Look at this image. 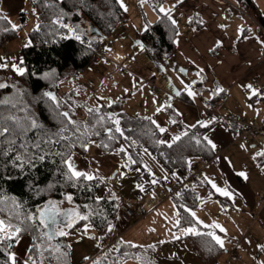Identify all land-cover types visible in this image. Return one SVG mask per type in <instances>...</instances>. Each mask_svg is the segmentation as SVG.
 <instances>
[{
    "label": "trees",
    "instance_id": "obj_1",
    "mask_svg": "<svg viewBox=\"0 0 264 264\" xmlns=\"http://www.w3.org/2000/svg\"><path fill=\"white\" fill-rule=\"evenodd\" d=\"M27 2L38 15V27L29 33V39L25 44L28 46L23 45L20 53H17L20 64L26 69L25 75H18L12 67L0 68V83L7 85L5 88H0V101H9L8 104H0V122L11 124V121L4 120L9 115L19 117L22 122H25V117L31 116L43 128L33 129L27 135L17 137L14 145H9L5 138L0 137V149L12 148L7 155L0 151V201H2L0 208L5 209L0 211V218L19 223L13 213L23 219L25 215L36 214L37 209L42 208L48 201H55L61 211L76 209L81 214L89 215L88 221L80 220L73 227L66 228V231L84 228L89 224L106 242L116 225L119 197L110 189L102 192L104 182L101 177L92 181L82 179L76 182L75 187L72 186L73 182L68 181L61 174L66 168L61 163V156L56 153L70 151L73 155L84 156L87 150L81 145L96 142L104 154L119 151L121 147L125 148L126 152H120L122 157L129 161L128 156H131L132 160L136 161L133 165L143 167L147 163L141 152L144 148H148L156 155L163 168L173 175L186 178L192 173L193 158L209 160L216 153V150L202 139L211 125L209 128L200 127L199 124H195V127H187L179 135L181 139L169 148L167 144L157 143L161 140L162 133L157 128V124L152 122L154 121L152 117L128 113L120 108L119 102L110 104L111 106L92 105L89 102L90 95L86 87L79 83L80 76L93 64L97 50L128 20L126 11L117 0H27ZM243 4L248 8L254 6L253 0H243ZM21 15L23 19L26 18V11H22ZM0 16L8 18L0 20L1 47L5 42L18 40L19 30L11 29L12 22L2 11V0H0ZM83 17L93 24V29L83 24ZM58 19L68 27L57 24ZM176 33L177 25H173L171 20L161 13L140 33V39L153 58L158 63H163L176 52L174 42ZM77 35L80 36L79 40L76 39ZM45 74H49L47 78ZM70 84L71 89L64 96L61 95L60 88ZM49 91L57 94L59 108L44 96V93ZM225 94V90L219 94L215 91L209 103L215 104L221 101ZM90 108H99V111L89 113ZM77 110L84 112L85 116L79 118ZM62 112H68L72 120L80 125L79 131L68 124L67 130L62 135L69 139L60 140L59 143L44 142L48 136L64 127L63 117L57 115ZM113 113L120 120L124 135L113 132L115 139L109 140L106 129H114L115 125L108 121L107 116ZM100 116H104L105 119L98 123ZM84 125H87V128ZM96 132L100 135H95ZM185 132L188 134L184 135ZM84 133L87 135H83ZM196 139H200L201 143L197 144ZM73 142L75 146L69 148L68 145ZM37 143L40 144L39 148L34 147ZM21 144L25 147L21 148ZM104 144L108 147L105 148ZM16 155L21 156L24 161L35 155H45L46 158L42 162L38 159H33L31 164L26 162L21 169L16 166L17 162H14ZM259 160L263 162L264 156H259ZM199 187L197 181H194L187 186L186 191L172 194L181 215V226H189L185 218L193 219L185 209H193L202 201ZM67 195H72L71 202L65 199ZM97 197L100 199L98 200ZM13 199L18 205L16 208H13ZM109 225L112 226L111 232L108 231ZM195 225L202 233L213 232L199 222ZM37 234L33 228L21 233L20 238L25 235L31 236L28 260L29 257L36 258L38 255V250L32 247L34 242L39 243L34 241ZM65 238L58 236L57 240H52L48 244L60 245L62 251L67 252V257L57 261L53 258L56 254L49 256L45 251L43 264H71V251L70 248L65 247L68 245ZM182 239L189 240L195 255L200 257L203 264L218 263L225 252L224 247L221 248L206 235H187ZM17 242L12 241L11 248L6 244L0 245V264H7L8 253L14 251ZM160 255L158 244L137 245L117 238L112 245L104 244L95 256L83 264H92L97 259L101 264H123L127 260H135L138 264H160Z\"/></svg>",
    "mask_w": 264,
    "mask_h": 264
},
{
    "label": "crops",
    "instance_id": "obj_2",
    "mask_svg": "<svg viewBox=\"0 0 264 264\" xmlns=\"http://www.w3.org/2000/svg\"><path fill=\"white\" fill-rule=\"evenodd\" d=\"M237 1L240 5L232 0H180L174 8L171 6V16L177 25L174 39L176 52L163 63H158L151 53L145 51L140 39V33L162 12L152 22L145 17L140 28L134 31L122 25L123 28L119 27L121 29L117 30L113 43L108 44L107 57L84 70L79 83L86 87L90 95L89 102L93 93H98L107 83L125 87L118 102H122L120 108L128 113L154 118L153 116L159 115L160 109L167 118L153 120L167 130L161 135V140L167 142L183 133L187 127L199 124V121H210L211 127L205 135L216 144V153L209 160L200 157L192 159V173L196 174L194 181L200 186L201 195H206L193 208L196 218L203 226L219 224L230 233L225 236V232L218 228L208 227L224 240L225 252L234 249L228 238L240 240L237 251L243 257L232 258L233 261L227 257L223 264L227 261V264H264V251L260 247L264 245V161L259 160L257 155L264 151V131L249 142L234 140L232 135L237 130L236 124L227 125L224 120L215 119L213 115L207 116L204 110L205 106H209L213 112H235L249 120L264 123V103L255 101L252 94V89L259 91L264 87V27L260 25L264 24V11L256 14L258 7L254 1L252 8L244 7L243 0ZM27 3V0H2V8L11 16L13 11H24ZM22 46L21 42L14 40L6 42L2 49L16 51ZM110 64L112 66L107 67ZM117 64H122L126 71L131 68L138 74L129 73L131 75L124 76V71L117 75ZM114 74L117 78H122L115 80L116 78H112ZM152 77L154 85L149 81ZM186 85L191 86V90L196 93L195 97L188 95ZM158 86L161 87V93H155ZM63 88L67 92L71 89V84L64 85ZM218 88L226 91L225 97L215 104L209 103ZM177 92L180 95H176ZM133 95L134 99L130 100ZM96 98L106 104L99 97ZM185 113L188 116L178 126V130L172 132V135L167 134L174 126L173 119L178 122ZM79 159L73 155L78 170L100 176V170L83 165ZM241 172L246 174L247 179L239 175ZM171 176L182 179L176 174ZM213 183L231 192L232 196L221 195L212 187ZM170 197L173 200L172 194ZM170 197L164 196L156 206L170 200ZM123 199L131 204L145 206L144 195L137 201ZM232 207L235 209L234 216L229 211ZM239 210L243 212L239 213ZM226 217H230L231 221L226 223ZM116 226L121 230L130 227ZM25 236L29 238V241H24L25 250L12 252L16 254L17 264H24L28 260L31 236ZM185 236L187 235L180 238L188 242L184 243L190 247L184 255L185 264H203L195 255L189 240L182 239ZM154 244L161 248L160 243ZM162 254L159 257L160 264H171L173 260L180 258L179 255Z\"/></svg>",
    "mask_w": 264,
    "mask_h": 264
},
{
    "label": "rangeland",
    "instance_id": "obj_3",
    "mask_svg": "<svg viewBox=\"0 0 264 264\" xmlns=\"http://www.w3.org/2000/svg\"><path fill=\"white\" fill-rule=\"evenodd\" d=\"M253 1L258 7V11L256 14L259 15L260 13H262V11H264V0ZM178 2H180V0H143V2L142 0H123V3L127 8L126 13L128 15V20L122 25L130 27L134 31L135 29L140 28L145 17L151 20V22L154 21L160 13L159 8L161 6L165 9H169L171 8V6L174 8ZM232 2L240 5V2H238L237 0H232ZM26 6L27 7L24 9V11H26V18L24 19L21 13H15L13 11L10 13L11 16H9L2 8V11L9 17L12 24L18 26V41L21 42L22 45L26 44L25 40L29 38V33L34 30L38 24V15L34 12L29 3H27ZM247 10L254 13L252 10L250 11V9ZM83 21V24L87 28H94L93 24L90 21H86L85 17H83ZM122 25L120 26L121 28H123ZM117 30L108 38L107 42L109 45L113 43ZM144 49L145 51H148L147 53H150L147 48ZM0 64H7L8 67H12L13 64L23 67L20 64V58L18 54H16V57L14 59H10L8 61L0 57ZM109 66L112 65L110 64L107 67ZM127 69L128 71L124 70L126 71L124 76H126L127 74L131 75L129 73L138 74L131 68ZM179 73L181 72L179 71ZM109 74H111V72H109ZM112 78H116L115 80H118L122 77L117 78V76L114 74ZM160 88L161 87H159L155 91V93H161ZM124 92V86L120 87L119 85H108L106 83L102 87V89L98 91V93H93L90 103L92 105H101L102 103L97 100V96L107 105H110L112 103L114 104L119 101V98L123 95ZM111 96L113 97L111 98ZM133 97L134 95L132 96V98H130V100L134 99ZM145 110L151 111L155 109ZM76 113L79 118L85 116L84 112L83 115H79V110H77ZM162 113L164 112L159 111V115L153 116V119L158 121L162 118L166 119V114L163 115ZM187 116L188 115H186L185 113L183 119L181 118V120L178 122L175 121L173 128L171 129V131H168L167 134L172 135V132L177 131L178 126L182 125V122L186 120ZM145 149H147V152H145ZM141 153L147 163V165L145 164L143 167L133 165L130 161L125 160L119 151H113L109 154H104L100 150L96 142H90L88 145L87 153L84 156H78L83 165H86L88 167L93 166L94 170H100V176L104 182L102 192L110 189L114 191L116 195L118 194L117 196L119 197V199L125 198L135 201H137L141 195H144L146 201H144L145 206H142L146 210V214L141 220L132 224L126 230H121L118 226L115 225L109 239L106 242L102 239L100 233L89 224H87L89 225V228L86 234H83L84 228H78L70 231L69 235L65 236V239L68 245H71V264H83L85 261L91 259L96 253H98L99 250L104 246V244H108L109 242H112L119 237L124 241H128L137 245L160 243V254L163 253L162 256H180V258L173 260V263L171 264H185L186 258H184V255L190 248L188 246L189 244H185L188 242L181 239H176L175 237L183 236L184 234L182 232V228L188 226H180V228L174 227L178 211L175 203L170 197L171 191L169 190L168 185L165 184V180L172 177L171 173L167 169L163 168L156 155L150 149L144 148ZM125 164H128L129 167H124ZM153 179H155L157 183H151ZM141 187L143 188V191H141ZM164 196H169L170 200L163 202L162 204H160V206L157 207L156 204H158L160 200L162 201ZM205 196V194L201 195V197ZM229 211L230 215L234 216L233 213L235 209L232 207L231 209L229 208ZM241 212H243V210H241ZM241 212L239 210V213ZM245 213H247V211ZM225 219L226 223H228V221H231L230 217H226ZM224 234L225 236H227L230 233L226 230ZM92 237H95V239H93ZM25 240L29 241V238L27 236L21 237L18 240L14 250L24 251L26 248L24 246ZM86 257L88 259H86ZM227 257H229V253L224 252L221 257V261L216 264H223L222 262L225 261ZM227 263L228 261L226 262V264ZM123 264L138 263L135 260H127Z\"/></svg>",
    "mask_w": 264,
    "mask_h": 264
},
{
    "label": "snow or ice",
    "instance_id": "obj_4",
    "mask_svg": "<svg viewBox=\"0 0 264 264\" xmlns=\"http://www.w3.org/2000/svg\"><path fill=\"white\" fill-rule=\"evenodd\" d=\"M118 3H120V6L123 7L125 9V11L127 10V8L125 7L123 0H117ZM143 2V0H142ZM159 11L164 13V16L167 17L169 20H171V23L173 25L176 24V21L174 19H172L171 16V9H165L164 7H160ZM8 18L6 16H0V20H7ZM57 24H60L61 27H68V25L62 24L61 21L58 19L56 21ZM38 27V26H37ZM18 28L17 25L12 24L11 25V29L12 30H16ZM7 30V29H5ZM71 30V29H70ZM241 31L243 32V29H241ZM76 39H80V36L77 35ZM264 43V42H262ZM26 47L28 45H25ZM4 67H8L7 64H0V68H4ZM12 68L14 69V71L20 75L23 76L25 75L26 69L23 67H20L18 65L13 64ZM183 71V70H181ZM202 71V70H201ZM49 74H45V77L47 78ZM7 87L6 84L0 83V88H5ZM186 90L188 92V95L190 97H195L196 93L193 92L191 90V86L186 85ZM248 87L250 89H252L251 85H248ZM224 89L222 88H218L216 89V94H219L220 92H223ZM252 94L253 95H260V93L256 90V89H252ZM176 95H180L179 92L176 93ZM44 96L47 97L50 101L54 102L56 104V108H59V102H57V98L56 96L51 93V92H45ZM9 101L8 100H3L0 101V104H8ZM111 106V105H109ZM13 107H15V105H13ZM168 107H171V105H168ZM89 113L92 112H98L99 108L96 109H88ZM158 111H160V109H158ZM57 115L63 117V121L62 123L64 124V127H62L59 132L54 133L51 136L47 137V140H45L44 142L46 143H59L60 140H65V139H69L68 137H65L62 135V133L64 131L67 130V125L71 124L75 127L76 131H79L80 129V125L77 124L76 121L72 120L70 114L68 112H62V113H57ZM105 119L104 116H100L99 120L97 121L98 123L103 121ZM108 121H110L111 123H113L115 125V128H107L106 131L108 133V139L109 140H113L115 139L114 135H112L113 132L119 133L121 136L124 135L123 130L120 127V120L118 118H116V114H109L107 116ZM150 119V118H148ZM4 120L6 121H11V124H7V123H3L0 122V137H3L7 140L9 145H14L15 144V139L17 137H23L25 135H27V133L33 129H42L43 126L40 125L36 119L34 117L31 116H27L24 118L25 122H22L21 119L15 115H9L7 117L4 118ZM153 123H156L155 121H152ZM173 123H175V121H172ZM200 127L203 128H209L210 125V121H199L198 122ZM85 128H87V125H84ZM191 127H195V125H192ZM157 128L159 129V131L161 133L167 131L165 128L160 127L157 124ZM45 134L46 130H45ZM188 133L185 132L184 135H187ZM83 135H87V133H84ZM95 135H100L99 132H96ZM53 136H55V139H53ZM43 139V137H42ZM80 137L77 138V140H79ZM181 139V136L177 135L172 137V142L169 143L165 140H159L157 141V143L159 144H167V146L170 148L172 147V145L174 143H176L177 141H179ZM202 139L204 141L207 142L208 145L211 146L212 149L216 148V144L207 136H203ZM135 143V141H133V144ZM196 143L200 144L201 140L200 139H196ZM75 146V142H73L72 144L68 145L69 148L74 147ZM82 147H84L85 150H87L88 145L82 144ZM105 148L108 147L107 144L103 145ZM21 148L25 147V145L21 144L20 145ZM34 147L39 148L40 144L37 143L34 145ZM0 151L3 152L4 155H7L8 152L12 151V148L9 147L7 150H3L0 149ZM119 152H126V149L121 147L119 149ZM145 152H147V149H145ZM57 155L61 156V163L65 166L66 171L62 172L61 174L68 180V181H72L73 185L72 186H76V182L83 180H87V181H92L94 179H96L97 177L94 174H91L89 172L86 171H81L78 170L75 162L73 160V153H71L70 151L68 153H56ZM257 155L259 156H264V152L258 153ZM46 158L45 155H35V156H30L28 158L27 161H24L21 156L16 155L14 157V162L16 163L17 167H20L21 169H23L25 163H32L33 159H38L39 161H44ZM128 160L134 164L136 163L135 160H132L131 156H128ZM190 163V162H189ZM34 166V165H33ZM124 167H129L128 164H125ZM150 171V170H149ZM240 176L244 177L245 179H247V176L244 172L239 173ZM102 179V178H101ZM151 183L155 184L157 183V181L155 179H153L151 181ZM51 187V185L49 186ZM139 187V186H138ZM212 187L216 189V191L220 192L221 195L224 196H232V193L224 190L222 188L217 187V185L215 183L212 184ZM141 191H143V188L141 187ZM65 199L68 202H71L73 197L72 195H67L65 197ZM97 199L99 200L100 197H97ZM0 203H2V201H0ZM62 203V202H61ZM12 204H13V208L18 207V205L16 204L15 200H12ZM4 208H0V211H4ZM189 215L193 218L192 220H187V218H185L187 224L189 225L188 227H184L182 228V232L184 235H193V236H201V235H206L211 237V239L213 241H215V243L217 245H219L221 248L224 247V240L219 236L216 235L215 232H207V233H202L201 231H199V229L195 226L196 222L198 221V218H196V214L194 211H192L191 209H185ZM13 215L15 216V219L17 221H19V223H13L12 220H8L6 221L5 219L0 218V245L6 244V246L8 248L12 247V241H18L20 239L21 233L24 231H27L29 228H33L37 231V236L34 238V241H39V243L34 242L33 243V248L38 250V255L36 256V258H32L29 257V260H26L24 262V264H43V259L44 257V252L47 251L49 253V256H53V254H56L53 258L56 259L57 261H60L62 258H66L67 257V252L62 251V247L60 245H55V246H51L48 244V242L52 241L56 236H67L69 235V232L66 231V228H71L74 226V224L80 220H84V221H88L89 220V215L88 214H81L78 210L76 209H71L68 211H61V209L58 206V203L55 201H48L42 208H38L36 211V214H28L25 215L23 217V219H21L19 217V215H16L15 213H13ZM202 223V222H199ZM63 225V226H62ZM181 226V215L180 212H177V219L175 221L174 227L180 228ZM206 227H212V228H218L221 232H225L226 230L220 226L219 224H213L211 226H206ZM89 225H85L84 226V233L86 234L88 231ZM47 230V231H44ZM108 231L111 232L112 231V226L109 225L108 227ZM93 239H95V237H92ZM176 239H180V236H176ZM133 247H135V245H132ZM65 247L70 248L71 245H67ZM261 250L264 251V245L260 246ZM86 259H88L86 257ZM7 264H17V257L15 253L9 252L8 253V262ZM92 264H101V261L99 259L94 260L92 262Z\"/></svg>",
    "mask_w": 264,
    "mask_h": 264
},
{
    "label": "built area",
    "instance_id": "obj_5",
    "mask_svg": "<svg viewBox=\"0 0 264 264\" xmlns=\"http://www.w3.org/2000/svg\"><path fill=\"white\" fill-rule=\"evenodd\" d=\"M260 23V22H258ZM262 27H264L263 23H260ZM6 43V42H5ZM3 43V45H5ZM3 45L0 47V57L4 60L14 59L16 54L21 50L18 49L16 51H4L2 49ZM107 47L108 42H105L102 47L97 50L96 56L93 60V63L98 62L101 58L107 57ZM126 68L122 64H117V75H121ZM149 81L152 85H154V78H149ZM260 95H254V100L258 102L264 103V87H261L258 91ZM59 93L64 96L66 93V89L63 87L60 88ZM207 116L213 115L215 119L224 120L227 125L236 124L237 130L233 133L232 137L234 140H244L246 142L251 141L258 133L264 131V123H257L255 121L249 120L244 116L239 115L235 112L230 113H222V112H213L209 106H205L204 108ZM82 114V111H79V115ZM196 177L195 173H191L188 177L182 179H174L168 178L165 180V184L170 187L171 194L181 193L186 191L187 186L194 182ZM146 214V210L143 206L139 204H131L125 201L123 198L120 199L117 212H116V224L120 225L122 228H127L137 221L141 220ZM228 242L234 246V249L229 251V258L233 259H241L243 256L237 251V247L239 246L240 240L235 238H228ZM112 242H109L107 246L112 245Z\"/></svg>",
    "mask_w": 264,
    "mask_h": 264
},
{
    "label": "water",
    "instance_id": "obj_6",
    "mask_svg": "<svg viewBox=\"0 0 264 264\" xmlns=\"http://www.w3.org/2000/svg\"><path fill=\"white\" fill-rule=\"evenodd\" d=\"M50 92V91H49ZM53 93L56 97H57V94L55 92H51ZM47 231V230H46ZM58 239V236H56L53 240H57Z\"/></svg>",
    "mask_w": 264,
    "mask_h": 264
},
{
    "label": "bare ground",
    "instance_id": "obj_7",
    "mask_svg": "<svg viewBox=\"0 0 264 264\" xmlns=\"http://www.w3.org/2000/svg\"><path fill=\"white\" fill-rule=\"evenodd\" d=\"M19 53H20V52H19ZM96 144H97V143H96ZM113 192H114V191H113ZM178 194H179V193H178ZM182 194H183V193H182ZM117 195H118V194H117ZM178 211H179V210H178ZM67 229H68V228H67ZM198 248H200V247H198ZM201 248H203V247H201ZM202 250H203V249H202ZM199 255H202V253H201V254L199 253ZM199 258H200V257H199Z\"/></svg>",
    "mask_w": 264,
    "mask_h": 264
}]
</instances>
